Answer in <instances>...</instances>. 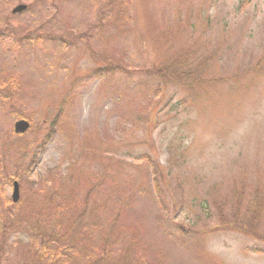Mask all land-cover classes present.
I'll return each mask as SVG.
<instances>
[{"label":"rangeland","instance_id":"obj_1","mask_svg":"<svg viewBox=\"0 0 264 264\" xmlns=\"http://www.w3.org/2000/svg\"><path fill=\"white\" fill-rule=\"evenodd\" d=\"M238 2L0 0V199L65 177L70 263L264 264V0ZM194 56L216 82L179 85Z\"/></svg>","mask_w":264,"mask_h":264},{"label":"trees","instance_id":"obj_2","mask_svg":"<svg viewBox=\"0 0 264 264\" xmlns=\"http://www.w3.org/2000/svg\"><path fill=\"white\" fill-rule=\"evenodd\" d=\"M245 0H239L236 5L237 9H242ZM247 3V2H246ZM194 68L188 67L181 77L179 85L182 87L192 88L201 85L214 83L217 78L207 74L205 60L194 56ZM204 71V74L197 77ZM166 82V81H165ZM159 165L155 167L154 177L157 175ZM65 177H60V180L45 179L40 182L44 184L34 188L33 200L24 203L21 199L13 203L11 199L1 197L0 199V264L1 260L7 256L8 238L13 233L27 235V241L34 243L30 254L37 258L39 264H54L56 255L60 257L58 264H73L67 261L73 260L75 256V246L71 241L67 229L73 225L75 217L82 211L76 214H71L68 200L63 198L61 194L56 192V187H53V182L64 180ZM157 177L153 179L157 185ZM63 183V181H61ZM48 184V186H46ZM63 200V201H61ZM25 205L29 207L25 208ZM65 220H70V226L63 225ZM70 241V242H69ZM79 263V262H78ZM77 264V262H76Z\"/></svg>","mask_w":264,"mask_h":264},{"label":"water","instance_id":"obj_3","mask_svg":"<svg viewBox=\"0 0 264 264\" xmlns=\"http://www.w3.org/2000/svg\"><path fill=\"white\" fill-rule=\"evenodd\" d=\"M24 9H25V5H18L12 10V13L21 12ZM28 126L29 124L27 121L19 120L15 123L14 130L15 132H24L28 128ZM12 188L13 190L11 194V199L15 203L19 199V185L17 181H14L12 183Z\"/></svg>","mask_w":264,"mask_h":264}]
</instances>
